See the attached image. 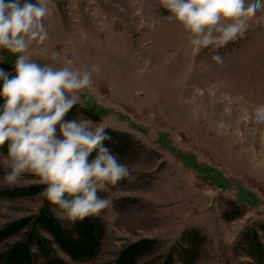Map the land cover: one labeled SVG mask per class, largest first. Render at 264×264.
Listing matches in <instances>:
<instances>
[{
    "label": "rangeland",
    "instance_id": "obj_1",
    "mask_svg": "<svg viewBox=\"0 0 264 264\" xmlns=\"http://www.w3.org/2000/svg\"><path fill=\"white\" fill-rule=\"evenodd\" d=\"M49 7L48 39L27 55L39 64L56 53L73 68L99 66L92 88L77 93L80 114L106 125L111 150L131 171L100 194L112 204L98 216V253L75 260L39 228L51 255L65 264H115L131 243L152 239L135 264H165L170 254L169 264H264V122L254 116L264 105V8L244 37L220 49V65L209 50L192 51L160 0H51ZM17 55L0 49V61L13 67ZM3 174L0 229L34 222L42 211L71 223L39 195L44 185L8 187ZM29 187L41 188L11 194ZM31 227L0 242V253ZM30 249L34 264H47L35 243Z\"/></svg>",
    "mask_w": 264,
    "mask_h": 264
},
{
    "label": "clouds",
    "instance_id": "obj_2",
    "mask_svg": "<svg viewBox=\"0 0 264 264\" xmlns=\"http://www.w3.org/2000/svg\"><path fill=\"white\" fill-rule=\"evenodd\" d=\"M50 3L0 0V49L18 54L14 74L0 68V149H7L0 151V168L8 187L44 185L39 195L58 218L75 223L110 208L111 199L100 194L131 178V171L105 144L111 135L104 123L83 114L68 118L99 66L73 68L56 53L39 64L27 55L30 45L48 39ZM160 6L169 13L165 19L183 26L194 53L207 49L220 65V49L244 37L249 18L264 8L261 0H160ZM254 116L264 122V105Z\"/></svg>",
    "mask_w": 264,
    "mask_h": 264
},
{
    "label": "trees",
    "instance_id": "obj_3",
    "mask_svg": "<svg viewBox=\"0 0 264 264\" xmlns=\"http://www.w3.org/2000/svg\"><path fill=\"white\" fill-rule=\"evenodd\" d=\"M0 68L13 73L14 67L7 62L0 61ZM2 85V82H0ZM2 103V101H0ZM86 112L83 111L82 107L77 104L69 113L68 118H74L78 114ZM105 144L110 147L112 142L110 140L105 141ZM0 151L6 152V147L0 149ZM41 187H29L26 189H16L11 194L17 193H30L32 191H39ZM5 196L9 193H4ZM35 221L31 222L30 218H24L12 222L0 229V242L12 236L13 234L24 229L28 225H32V229L27 233L26 236L20 238L18 242H15L9 247V249L0 253V264H34L35 254L31 251L32 244H36L41 250L47 264H65L61 258H56L51 255L50 247L47 246L49 240L44 239L39 233V228H42L53 235L54 241L58 243L59 247L69 254L75 260H86L92 258L98 253L100 249L101 240L103 237V224L98 216H93L84 219L82 222L77 221L75 223H69L64 225L59 219L53 214L42 211L41 214L35 217ZM31 222V224H30ZM191 236V235H190ZM189 234L185 237L189 239ZM194 238L198 239L199 234L194 233ZM191 238V237H190ZM200 238V237H199ZM193 240V238H191ZM154 241L152 239H142L131 243L126 247L119 255V258L115 264H135L136 260L148 250ZM192 247L182 248V255H191ZM170 254L165 264H169L173 261V257ZM187 261H191L190 256Z\"/></svg>",
    "mask_w": 264,
    "mask_h": 264
},
{
    "label": "bare ground",
    "instance_id": "obj_4",
    "mask_svg": "<svg viewBox=\"0 0 264 264\" xmlns=\"http://www.w3.org/2000/svg\"><path fill=\"white\" fill-rule=\"evenodd\" d=\"M234 99V98H233ZM242 110V109H241ZM226 117V116H225Z\"/></svg>",
    "mask_w": 264,
    "mask_h": 264
}]
</instances>
